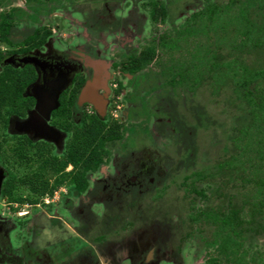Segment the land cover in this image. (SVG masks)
<instances>
[{"label": "flooded vegetation", "instance_id": "obj_1", "mask_svg": "<svg viewBox=\"0 0 264 264\" xmlns=\"http://www.w3.org/2000/svg\"><path fill=\"white\" fill-rule=\"evenodd\" d=\"M208 2L0 3V76L8 70L28 76L18 85L12 106L3 111L7 119L3 133L8 136L3 149L9 152L47 144L61 155L77 126L94 115L106 123L105 130L118 127L122 132V138L110 144L103 162L88 173L89 184L83 192L63 186L40 203L22 204L33 209L43 205L51 212L46 210L39 222L26 228L34 214L12 215L3 204L0 264H184L183 248L190 240L196 244L193 259L198 260L203 249L208 254L200 237L187 235L191 230L187 201L178 210L168 206L169 202L159 205L174 184L171 168L183 152L180 149L179 157H172L167 151L172 144L183 146L170 104L178 102L175 88L156 78L149 80L143 69L135 68L145 49H155L149 64L155 73L161 71V62L169 61L168 56L177 58L181 52L161 44L178 40L180 48H186L191 39L180 41L181 32L193 23L191 15ZM72 11L84 17H75ZM6 20L7 29L1 27ZM81 39L83 43L78 42ZM159 138L167 140L163 147ZM74 168L69 163L65 170ZM0 169L4 167L0 165ZM181 174L179 170L175 177ZM2 200L14 212L22 206L9 202L1 187ZM55 227L79 245L60 242L64 249L58 244L45 249L36 247V241L23 239L32 232L34 239H41L44 229L50 233ZM13 234L22 244H14Z\"/></svg>", "mask_w": 264, "mask_h": 264}, {"label": "trees", "instance_id": "obj_2", "mask_svg": "<svg viewBox=\"0 0 264 264\" xmlns=\"http://www.w3.org/2000/svg\"><path fill=\"white\" fill-rule=\"evenodd\" d=\"M223 2L209 0L191 15L193 23L180 37L191 39L186 48L178 40L161 44L181 53L161 62L160 72L149 68L154 48L142 51L135 68L143 69L149 80L172 85L182 102L184 112L177 109L175 123L183 146L172 144L167 151L179 157L183 149L171 168L172 181L187 201V235L200 237L210 253L204 264H264V0ZM27 78L9 70L0 76L2 195L21 205L40 203L63 186L83 192L88 173L103 162L110 144L122 138L118 127L105 130L106 123L94 115L77 126L61 155L47 144L7 152L3 111ZM193 97L197 105L192 110ZM201 136L206 142L200 144ZM69 163L75 168L67 172ZM179 170L182 174L175 177Z\"/></svg>", "mask_w": 264, "mask_h": 264}, {"label": "rangeland", "instance_id": "obj_3", "mask_svg": "<svg viewBox=\"0 0 264 264\" xmlns=\"http://www.w3.org/2000/svg\"><path fill=\"white\" fill-rule=\"evenodd\" d=\"M16 4H18V5H23V2H21V1H16ZM191 11H192V9H191ZM72 14L76 17V16H83V14H79V13H77V11H72ZM84 17V16H83ZM77 31V30H76ZM67 31H64V33H66ZM78 42H81V43H83L84 42V40L83 39H81L80 41H78ZM75 43V42H74ZM181 103L182 102H172V103H170L171 104V107H172V112H173V114H174V116L175 117H177V112H178V110L177 109H179L180 111V113H181V111H183L182 110V108H181ZM189 103H191V109H192V106L193 105H197V103H196V101H195V99H194V97L193 98H191V99H189ZM176 110H177V112H176ZM193 110V109H192ZM214 110V113L216 114V115H218V117L219 116H221L220 114H221V112L220 111H218V110H216L215 108L213 109ZM161 112H164V113H166L164 110H161ZM167 112H169L170 113V109H168L167 110ZM184 112V111H183ZM183 114V113H182ZM180 118V120H183V119H181V117H179ZM213 121V124H211V126H215L216 125V123L214 122V119H212ZM152 125V124H151ZM199 132H200V130H198ZM201 133V132H200ZM202 134V133H201ZM200 139L202 138V136L201 137H199ZM159 142H160V147H163V144H166L167 143V140L165 139V140H163L162 138H159ZM213 141V140H212ZM212 141H210V142H208V140H207V142H208V144H210ZM204 142H206V140H202L201 139V141H199V143L201 144V143H204ZM215 155H216V152L214 153ZM201 159H203V157L201 158ZM202 161V160H201ZM184 192H183V190L182 189H178L177 187H176V185L175 184H173L172 185V187L168 190V193H166L167 195L164 197V200L163 201H159V205L160 206H162V205H167V203L169 202V204H168V206H173V210H178L179 208H181V209H184L183 207H185V203H186V200H185V198L183 197V194ZM46 198H48V197H46ZM56 200H58V199H56ZM6 201V200H5ZM4 200H2V203L0 202V209H2L3 208V204H5V212H7V213H11L12 215L14 214H19L18 212H20V214L21 213H25L26 211H30L31 213H33L34 214V217L32 218V221H28L27 222V224H26V228H28V227H30V226H32V224L34 223V222H36V221H40L41 220V217L42 218H45L44 217V214H47V213H45L46 212V210H47V212L48 213H51V212H49L48 211V209L47 208H45L43 205L41 206V207H36V208H31V207H28V206H26V205H22L21 207H19V209L18 208H16V210L17 211H13L11 208H9V206L10 205H6V202H5ZM57 202V201H56ZM41 216V217H40ZM15 219V221H20L21 219H18V218H14ZM66 220V222L69 224V225H72V222H71V219L70 218H66L65 219ZM51 231H50V233H49V231L47 230V231H45V229L43 230V232H42V234H45V236L43 235L42 237H41V239H38V238H35L34 239V233L32 232V233H30V234H26V235H24V236H26V238L27 239H25V238H23L24 239V241L25 240H28V241H31V242H34V241H36L35 242V244H36V247H38V248H48V249H50V246L52 247V245H55V244H58L59 246H63V249H64V245L65 244H59L60 242H65V243H71V242H74L73 243V246H78L79 245V242L78 241H75V240H73V237H71V236H69V235H67L65 232H63V233H61L60 231H58V229H56V227L55 228H52V229H50ZM52 233V234H51ZM46 234H47V236H46ZM12 237H13V242H14V244L15 245H19V244H22V242H23V240H19V239H17L16 238V236H14V234L12 235ZM33 240V241H32ZM261 240H264V239H261ZM18 241V242H17ZM263 242V241H262ZM57 246V245H56ZM34 249H37V248H35L34 247ZM45 249H43L42 250V252H44L45 251ZM46 251H48V250H46ZM195 251H196V244L194 243V242H192L191 240H190V242H189V244H186L185 245V247L183 248V255H184V258H185V262H184V264H200V263H202V262H204V260L205 259H207V258H209L210 257V253L208 252V254L207 253H205V249H203L199 254H198V260H196V259H193V255H194V253H195ZM211 251V250H210ZM45 253V252H44ZM127 262H125V264H126ZM163 264H167V262H165V263H163ZM169 264H171V263H169Z\"/></svg>", "mask_w": 264, "mask_h": 264}, {"label": "water", "instance_id": "obj_4", "mask_svg": "<svg viewBox=\"0 0 264 264\" xmlns=\"http://www.w3.org/2000/svg\"><path fill=\"white\" fill-rule=\"evenodd\" d=\"M3 179H4V172L2 169H0V191L3 183Z\"/></svg>", "mask_w": 264, "mask_h": 264}]
</instances>
